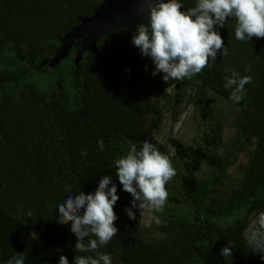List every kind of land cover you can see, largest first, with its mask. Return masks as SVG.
<instances>
[{
	"label": "trees",
	"instance_id": "trees-1",
	"mask_svg": "<svg viewBox=\"0 0 264 264\" xmlns=\"http://www.w3.org/2000/svg\"><path fill=\"white\" fill-rule=\"evenodd\" d=\"M103 2L0 0V264H7L16 253H25V264H59L61 255L74 264L76 255L95 258L98 252L105 253V246L75 250L77 237L70 224L58 223V205L79 191L91 194L102 178L112 176L111 145L135 128L141 97L152 90L160 93L163 86L172 84L178 89L200 85L230 100L231 89L224 85L232 70L241 77H252L238 106L242 110L240 131L255 137L257 148L238 189L195 212L207 217L215 212L227 216L244 208L264 211V38L237 40L234 17L223 28L215 26L228 55L223 57L219 51L215 63L190 80L166 83L163 73L153 76L155 65L132 43L134 33L118 30L99 39L102 59L87 52L80 69H71L70 86L60 78L54 90L32 85L21 101L13 99L8 90L15 89L38 60L52 59L61 37L79 25L81 17L92 16ZM180 2L186 11L197 0ZM80 45L76 41L74 50ZM8 47L31 69L18 74L3 71L1 62ZM101 139L103 150L98 145ZM85 150L86 156L82 155ZM178 152L184 171L178 191L186 201L200 206L208 190L196 174L205 164L220 168L224 161L204 148ZM168 200L174 201L169 196ZM186 220L180 217L181 226ZM247 228L248 222L241 220L225 229L209 221L196 227L187 224L157 251L134 256L129 248L109 247L108 251L124 264H264L261 254L246 243ZM90 239L94 237L83 243L87 245ZM229 241L234 244L232 255L224 258L221 249Z\"/></svg>",
	"mask_w": 264,
	"mask_h": 264
},
{
	"label": "clouds",
	"instance_id": "clouds-1",
	"mask_svg": "<svg viewBox=\"0 0 264 264\" xmlns=\"http://www.w3.org/2000/svg\"><path fill=\"white\" fill-rule=\"evenodd\" d=\"M140 14L146 15V23H139L132 37V43L141 54L150 57L155 65L156 76L163 73L164 82L192 79L205 67L215 63L217 53L222 50L223 57L228 55L227 47L215 26L223 28L230 17L236 19L235 38L250 41L253 37L264 38V0H197L194 7L184 8L180 0H139ZM252 82L251 76L241 77L232 70L225 77V89H231L229 99L235 103L243 100L245 86ZM174 85L171 84L165 91ZM104 149L103 139L98 141ZM82 155L86 156L87 151ZM114 168L123 190L133 197L126 214L136 220L132 209H139L143 218L145 213L163 209L168 191L166 184L176 175L170 158L162 154L155 144L145 140L139 147L128 141V151L117 157ZM109 185H112L109 187ZM71 193V188L68 189ZM69 195L58 205V223L71 225V232L77 237L75 250L92 251L104 247L117 236L118 228L114 222L118 219L114 206L119 200L117 187L112 179L105 176L99 182L94 193ZM142 220V219H141ZM157 224L161 221L156 219ZM255 229H249L246 243L254 253L264 258V211L260 212ZM87 237L88 244L83 243ZM234 244L221 249V255H232ZM7 264H25V253H16ZM59 264H69L68 258L61 255ZM74 264H113L111 254L97 253L92 256L76 255Z\"/></svg>",
	"mask_w": 264,
	"mask_h": 264
},
{
	"label": "rangeland",
	"instance_id": "rangeland-1",
	"mask_svg": "<svg viewBox=\"0 0 264 264\" xmlns=\"http://www.w3.org/2000/svg\"><path fill=\"white\" fill-rule=\"evenodd\" d=\"M76 51L73 49L70 56L55 69L47 65L41 67L43 62L41 60H38L37 66L31 69L25 61L17 58L13 47L6 48L1 62L3 71L9 70L18 74L31 69L24 80L8 92L14 100L21 101L22 95H25L32 85L42 90H54L60 78H64L69 85L71 69L75 66ZM83 61L84 57L81 64ZM170 86H163L160 93L152 90L145 97H141L142 104L135 128L129 135L119 136L117 142L111 145L110 164L111 170L114 171L111 176L112 184L117 187L119 200L114 206V212L118 217L114 224L118 228V233L105 246L108 249L129 248L133 251V256L145 250L157 251L168 245L174 238L173 235L187 224L196 227L209 221L225 229L240 220L247 221L248 228L245 231L247 236L250 228L258 227L254 222L257 221L259 213L250 212L246 208L227 216L215 212L206 217L195 212L198 207L205 208L214 199L218 201L222 197H228L238 189L257 148V139L245 136L240 131L242 110L238 103L223 100L214 91L203 89L200 85H189L181 89L174 85L165 91ZM2 93L0 90V95ZM146 139L170 158L176 170V175L166 184L168 196L173 197L174 201L167 198L162 210L145 213L143 218L139 209L134 208L132 210L136 214V220H131L126 214V209L131 207L133 197L123 190L116 175L114 161L127 153L129 140L139 149ZM206 141L214 144L209 146ZM189 148L208 149L211 155L218 156L224 161L220 168H212L205 164L196 174L197 179L208 190V197L200 206L186 201L178 191L180 189L178 181L184 174L178 150ZM182 216L188 220L181 226ZM156 219L161 223L157 224ZM108 249H105V253L111 254ZM111 256L113 264H124L117 256L113 254Z\"/></svg>",
	"mask_w": 264,
	"mask_h": 264
},
{
	"label": "water",
	"instance_id": "water-1",
	"mask_svg": "<svg viewBox=\"0 0 264 264\" xmlns=\"http://www.w3.org/2000/svg\"><path fill=\"white\" fill-rule=\"evenodd\" d=\"M140 7L139 0H104L92 16L81 17L79 25L61 37L60 47L54 57L44 60L40 66L48 65L51 69H55L70 56L76 41L81 43L76 51V69H80L84 54L87 52L102 59V53L98 48L100 38L118 30H129L135 33L139 23L147 22L146 15L138 12Z\"/></svg>",
	"mask_w": 264,
	"mask_h": 264
}]
</instances>
